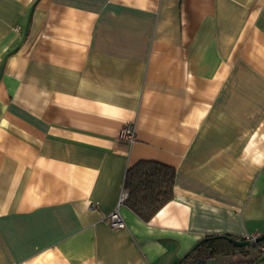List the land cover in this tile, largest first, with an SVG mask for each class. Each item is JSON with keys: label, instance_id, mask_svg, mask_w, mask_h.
<instances>
[{"label": "crops", "instance_id": "obj_1", "mask_svg": "<svg viewBox=\"0 0 264 264\" xmlns=\"http://www.w3.org/2000/svg\"><path fill=\"white\" fill-rule=\"evenodd\" d=\"M141 161L172 199L111 230ZM263 233L264 0H0V264H179Z\"/></svg>", "mask_w": 264, "mask_h": 264}, {"label": "trees", "instance_id": "obj_2", "mask_svg": "<svg viewBox=\"0 0 264 264\" xmlns=\"http://www.w3.org/2000/svg\"><path fill=\"white\" fill-rule=\"evenodd\" d=\"M174 169L151 161H141L126 171L123 188L127 192L124 205L141 221L147 223L172 199ZM229 237L207 236L191 251L187 258L197 255L200 260L217 255L234 253L246 254L250 250L259 251L262 243L245 248H235ZM260 252V251H259Z\"/></svg>", "mask_w": 264, "mask_h": 264}, {"label": "built area", "instance_id": "obj_3", "mask_svg": "<svg viewBox=\"0 0 264 264\" xmlns=\"http://www.w3.org/2000/svg\"><path fill=\"white\" fill-rule=\"evenodd\" d=\"M118 140L129 144L135 142V132L131 124H125L121 128L119 132ZM126 199H127V192L123 189L119 196L115 208L105 216V221L107 222L111 230L123 229L125 227V223L120 215V209L122 206H124ZM92 205L93 204L89 202V207H92ZM257 237H258L257 235L247 236L246 238H244V241L248 242L250 245H254L256 244ZM259 251L263 253L264 249L260 248ZM263 261H264V254H263Z\"/></svg>", "mask_w": 264, "mask_h": 264}, {"label": "water", "instance_id": "obj_4", "mask_svg": "<svg viewBox=\"0 0 264 264\" xmlns=\"http://www.w3.org/2000/svg\"><path fill=\"white\" fill-rule=\"evenodd\" d=\"M229 242H230L235 248H238V249H240V248H245V247H248V246L250 245V244H249L248 242H246V241H242V240L237 241V240H234V239H232V238L229 239ZM261 242H264V233H263L261 236L257 237V239H256V243H261ZM189 254H190V252H188V253H187V254H186V255L180 260L179 264H180L182 261L186 260ZM194 264H203V261L199 259V260H197Z\"/></svg>", "mask_w": 264, "mask_h": 264}]
</instances>
